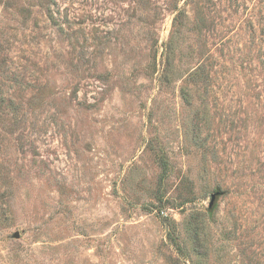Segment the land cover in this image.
I'll return each mask as SVG.
<instances>
[{
	"label": "rangeland",
	"instance_id": "374dc122",
	"mask_svg": "<svg viewBox=\"0 0 264 264\" xmlns=\"http://www.w3.org/2000/svg\"><path fill=\"white\" fill-rule=\"evenodd\" d=\"M0 264H264V0H0Z\"/></svg>",
	"mask_w": 264,
	"mask_h": 264
},
{
	"label": "water",
	"instance_id": "95a60500",
	"mask_svg": "<svg viewBox=\"0 0 264 264\" xmlns=\"http://www.w3.org/2000/svg\"><path fill=\"white\" fill-rule=\"evenodd\" d=\"M219 193H215V194H212L211 197H210V201H209V204H208V208L209 210H211L214 206V201H215V198L216 196H218ZM16 237H17V234H16Z\"/></svg>",
	"mask_w": 264,
	"mask_h": 264
}]
</instances>
